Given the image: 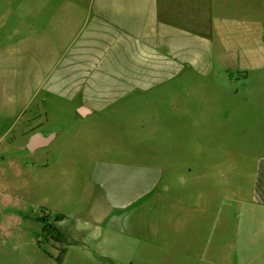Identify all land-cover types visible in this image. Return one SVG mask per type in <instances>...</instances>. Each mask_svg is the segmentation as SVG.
Here are the masks:
<instances>
[{
    "label": "crops",
    "instance_id": "0c3cea01",
    "mask_svg": "<svg viewBox=\"0 0 264 264\" xmlns=\"http://www.w3.org/2000/svg\"><path fill=\"white\" fill-rule=\"evenodd\" d=\"M4 14V23L23 34L21 52L23 43H34L37 53L19 55L40 62V91L67 103L81 95L86 103L59 109L68 108L82 123L132 109L126 139L131 148L136 142L164 144L170 134L151 131L163 118L140 120L137 105L127 104L143 97L147 102L145 96L183 79L188 80L187 91L200 85L189 79L221 81L235 90L253 78L250 68L264 69V0H18ZM78 129L75 136L82 139L83 128ZM54 133L53 141L65 134L63 129ZM196 151L191 147L180 155L197 159L196 176L191 165L185 173L163 162L168 151L118 152L113 157L105 150L106 158L89 166L60 171L70 186L79 185L84 215L93 218L78 231L83 247H113L114 253L124 252L126 236L150 241L156 237L157 216L165 201L177 199L175 193L181 202L197 203L198 245L186 264H264V149L232 154L223 168L216 163L219 151ZM75 155L93 157L87 151ZM45 208L60 217L55 228L65 247L58 224L70 216Z\"/></svg>",
    "mask_w": 264,
    "mask_h": 264
},
{
    "label": "rangeland",
    "instance_id": "374dc122",
    "mask_svg": "<svg viewBox=\"0 0 264 264\" xmlns=\"http://www.w3.org/2000/svg\"><path fill=\"white\" fill-rule=\"evenodd\" d=\"M17 2L0 0V264H56L48 255L56 257L58 254L52 229L60 217L45 207L70 216L58 224L66 248L62 264H186L188 254L198 245L196 201L181 202L174 193L177 199L165 201L157 216L156 237L150 241L126 236L124 252L120 249L113 253V247L89 250L83 247L84 238L78 231L85 220L93 221V218L84 215L85 207L77 196L79 185L70 186L59 177V172L89 166L90 161L106 158L105 150L112 152L113 157L118 152L168 151L162 154L163 162L176 165L185 173L192 167L191 173L196 176L197 159L180 158L181 153L191 147L193 151H219L216 163L221 168L232 154L261 152L264 149L261 140L264 136V69L250 68L248 71L253 78L235 90L221 81L213 84L189 79L190 84L200 85L187 91L184 85L188 80L183 79L177 85L162 87L145 96L147 102L143 97L127 104L137 105L140 120L157 115L163 118L164 123L151 125V131L163 133L166 130L170 134L164 144L136 142L131 148L132 143L126 139L130 134L128 118L132 109H116L104 119L95 117L82 123L74 119L68 108L59 109L60 105H86L81 95L67 103L40 91V62L20 59L19 42L23 34L4 23V10L9 6L14 8ZM25 44L21 53H37L34 43ZM198 105L204 109L199 111ZM135 120L138 124L137 115ZM78 128H83L82 139L75 136ZM60 129L65 132L61 140L56 138L34 152L26 149L34 133L48 136ZM79 151L90 152L93 157L82 159L75 155ZM44 152L47 154L42 157ZM113 157L107 158L121 160ZM43 159L45 167L41 169ZM26 165L27 168L18 171ZM118 246L121 248V243Z\"/></svg>",
    "mask_w": 264,
    "mask_h": 264
},
{
    "label": "water",
    "instance_id": "95a60500",
    "mask_svg": "<svg viewBox=\"0 0 264 264\" xmlns=\"http://www.w3.org/2000/svg\"><path fill=\"white\" fill-rule=\"evenodd\" d=\"M55 133H51L48 136H43L41 133H34L30 136L26 149L29 152H34L35 150L48 146L54 139Z\"/></svg>",
    "mask_w": 264,
    "mask_h": 264
},
{
    "label": "trees",
    "instance_id": "16d2710c",
    "mask_svg": "<svg viewBox=\"0 0 264 264\" xmlns=\"http://www.w3.org/2000/svg\"><path fill=\"white\" fill-rule=\"evenodd\" d=\"M54 232H55V237L53 238V240L56 242L57 244V251H58V254L56 257H52L50 255H48V257L50 259H52L56 264H61L62 261H63V258H64V255H65V252H66V248L64 247V244L63 242L61 241V235L57 232L56 228L54 227L52 229Z\"/></svg>",
    "mask_w": 264,
    "mask_h": 264
}]
</instances>
